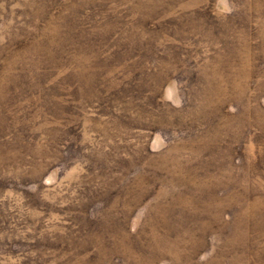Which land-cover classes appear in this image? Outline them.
I'll return each mask as SVG.
<instances>
[{
    "label": "rangeland",
    "instance_id": "1",
    "mask_svg": "<svg viewBox=\"0 0 264 264\" xmlns=\"http://www.w3.org/2000/svg\"><path fill=\"white\" fill-rule=\"evenodd\" d=\"M0 264H264V0H0Z\"/></svg>",
    "mask_w": 264,
    "mask_h": 264
}]
</instances>
